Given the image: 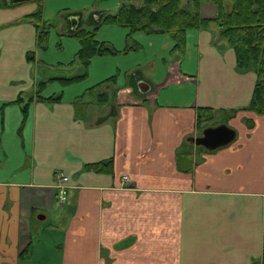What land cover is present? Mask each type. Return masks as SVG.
Masks as SVG:
<instances>
[{"label": "crops", "instance_id": "0c3cea01", "mask_svg": "<svg viewBox=\"0 0 264 264\" xmlns=\"http://www.w3.org/2000/svg\"><path fill=\"white\" fill-rule=\"evenodd\" d=\"M134 1L0 0V264H264L255 71L237 68L214 26L174 50L167 33L102 22ZM40 3L43 46L28 18ZM96 26L119 52L63 84L86 72L75 32ZM200 108L214 114L203 128ZM219 124L236 132L227 145L188 140ZM109 159L110 172L88 167Z\"/></svg>", "mask_w": 264, "mask_h": 264}, {"label": "trees", "instance_id": "16d2710c", "mask_svg": "<svg viewBox=\"0 0 264 264\" xmlns=\"http://www.w3.org/2000/svg\"><path fill=\"white\" fill-rule=\"evenodd\" d=\"M211 1L216 6V14L212 17L201 15L202 0H141L138 5L123 3L116 13L105 15L102 22L126 27L129 29V34L136 31L167 33L175 41L174 50L183 47L185 33L188 29L206 28L213 25L219 37L233 48L237 68L255 71L256 82L247 109L257 114H264V0ZM42 12L40 3L37 11L28 16L35 22L37 43L41 46L46 43L48 30L51 27L49 23L43 21ZM97 29V26L92 29L81 28L75 32L74 36L80 42L76 55L77 60L84 66L86 72L71 78H60L63 84H71L84 79L92 57L115 55L119 52L105 42L96 39ZM133 48H135L134 45L127 46L123 52ZM112 79L113 77L109 80ZM60 97L59 94L47 99L59 100ZM20 100L21 98L18 97L16 102ZM27 105L23 106L24 112H26ZM213 118V112L211 113L209 108L198 110L199 127H204L206 122ZM88 167L97 171L110 172L112 159L93 163Z\"/></svg>", "mask_w": 264, "mask_h": 264}, {"label": "water", "instance_id": "95a60500", "mask_svg": "<svg viewBox=\"0 0 264 264\" xmlns=\"http://www.w3.org/2000/svg\"><path fill=\"white\" fill-rule=\"evenodd\" d=\"M25 0H5L7 4H14ZM236 132L226 124L206 127L202 134L189 137V141L196 146H202L207 150H215L221 146L227 145L235 138Z\"/></svg>", "mask_w": 264, "mask_h": 264}, {"label": "rangeland", "instance_id": "374dc122", "mask_svg": "<svg viewBox=\"0 0 264 264\" xmlns=\"http://www.w3.org/2000/svg\"><path fill=\"white\" fill-rule=\"evenodd\" d=\"M133 1V0H132ZM136 4H140L141 3V0H139V2H136V1H134ZM200 13H201V15L202 16H205V17H212V16H214L215 14H216V6L212 3V1L211 0H202V2H201V5H200ZM211 26H213V25H210V27ZM82 65V64H81ZM80 65V66H81ZM82 68H84V66L82 65L81 66ZM73 69H75V67H72V69H70L71 71L73 70ZM62 72H59L60 74L62 73V75L64 74L63 72H64V70H61ZM212 113V112H211ZM214 115V114H213ZM216 123H218V121L217 120H214ZM210 122V121H209ZM210 123H213V122H210ZM197 148H199V147H197ZM200 149L201 150H205L204 149V147L203 148H201L200 147Z\"/></svg>", "mask_w": 264, "mask_h": 264}, {"label": "built area", "instance_id": "2783aa9c", "mask_svg": "<svg viewBox=\"0 0 264 264\" xmlns=\"http://www.w3.org/2000/svg\"><path fill=\"white\" fill-rule=\"evenodd\" d=\"M67 177L63 174L58 175L56 187L58 189L59 200L64 202L67 199Z\"/></svg>", "mask_w": 264, "mask_h": 264}]
</instances>
